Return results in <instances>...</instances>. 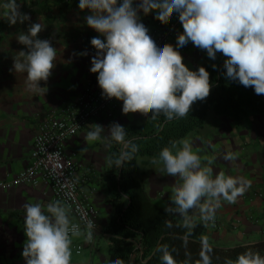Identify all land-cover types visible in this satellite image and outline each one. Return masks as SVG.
<instances>
[{
	"label": "clouds",
	"instance_id": "clouds-1",
	"mask_svg": "<svg viewBox=\"0 0 264 264\" xmlns=\"http://www.w3.org/2000/svg\"><path fill=\"white\" fill-rule=\"evenodd\" d=\"M5 7L10 25L30 21V15L21 11L22 5L17 0H9ZM78 7L90 13L85 23L100 34L90 40L96 49L90 72L98 74L102 98L122 101L125 115L139 112L145 116L151 113L152 119L161 114L169 121L180 119L189 114L195 102L210 95V73L203 66L190 70L178 50L189 42L205 51L211 60L216 59L217 53L222 54L227 79L246 88L253 87L255 94L264 95V0H79ZM153 11L162 24H167L173 13L178 14L183 32L177 35L175 47L170 43L158 47L150 36L140 14L147 16ZM43 30L39 22L30 23L26 32L16 36L27 51L21 50L13 58V69L26 74L25 86L30 92L43 89L40 82H47L56 66V48L49 39L38 38ZM93 126L84 137L86 142L101 139L105 128ZM107 129L110 138L123 145L119 155L109 160L110 165L120 168L133 160L139 147L126 140L127 131L119 123L113 122ZM223 159L235 161L237 155L227 152ZM152 164L162 165L161 170L168 176L179 178L180 182L171 188L170 203L165 204L164 210L168 215L180 216L188 229L197 216L204 222L213 221L221 201L236 203L251 186L243 177L223 172L214 176L211 161L204 163L186 139L179 146L172 142L171 147H164L158 157H153ZM23 207L25 264H71L72 238L83 233L78 224L69 220L68 210L59 201L47 205V215L40 203H26ZM165 223L171 227L170 222ZM86 228V239L91 242L95 223L89 221ZM190 234L189 231L187 235ZM158 251L162 264H177L168 245H161ZM212 251L207 239L202 238L196 264H211ZM110 264L123 262L117 258ZM225 264H264V256L248 250Z\"/></svg>",
	"mask_w": 264,
	"mask_h": 264
},
{
	"label": "crops",
	"instance_id": "crops-1",
	"mask_svg": "<svg viewBox=\"0 0 264 264\" xmlns=\"http://www.w3.org/2000/svg\"><path fill=\"white\" fill-rule=\"evenodd\" d=\"M6 1L9 0H0V17H3L4 24L0 26V181L11 179L28 166L42 118L56 113L63 104L76 99L89 82H98V74L90 72L91 58L96 54L90 40L100 35L86 25L85 17L90 13L79 9V0H17L22 5L21 11L29 14L31 19L16 25L7 21ZM140 15L149 31L164 28L170 22H159L155 19V11L147 16ZM37 22L44 29L38 38L49 39L56 48V66L48 81L40 82L43 89L30 92L25 86L26 74L14 71L13 58L18 56L19 51H27L24 45L17 42L16 36L21 31L26 32L30 23ZM179 33L182 31L177 29L169 42L174 47ZM178 50L185 65L193 71L207 55L191 42ZM84 51H87V56L73 55ZM150 116L151 113L145 116L139 112L125 115L122 109L117 110L112 115L91 119L86 127L67 139L66 152L80 165V193L97 206L101 230L97 233L95 248L88 249L91 253L72 255L71 264H110L112 241L105 226L115 211L114 203L126 198H115L110 189L113 171L109 155L115 141L110 138L107 128L116 122L126 129L145 122ZM214 116L216 119H207L202 128L180 139L178 146L180 141L188 140L204 163L211 161L214 176L223 172L228 176L243 177L251 182V186L236 203L221 201L215 214L216 223L205 226L206 237L210 243L222 247L254 243L264 239V114L248 109L239 120ZM93 124L102 125L104 132L99 141L86 142L84 137L93 129ZM227 152L235 153L237 159L225 161L223 156ZM152 159L139 157L135 177L152 202L164 208L170 203L171 188L180 181L178 177L168 176L162 171V165H153ZM52 194L53 188L45 179L37 185L0 187V264H25L22 251L27 238L23 205L40 203L47 215V205L53 203ZM68 217L71 222L76 220L69 212ZM195 221L202 222L198 216ZM84 239L85 235H81L74 241Z\"/></svg>",
	"mask_w": 264,
	"mask_h": 264
},
{
	"label": "trees",
	"instance_id": "trees-1",
	"mask_svg": "<svg viewBox=\"0 0 264 264\" xmlns=\"http://www.w3.org/2000/svg\"><path fill=\"white\" fill-rule=\"evenodd\" d=\"M3 25V17H0V26ZM224 60L225 57L220 53H217L215 60L206 55L199 67H205L210 73V95L203 101L195 102L186 117L169 121L163 114L156 119L150 116L145 122L126 128V140H132L139 150L133 160L122 167L110 165L113 171L110 189L115 198H126L125 201L114 203L115 211L105 226L112 241L109 248L111 261L119 258L123 264H162V254L158 251L161 245H168L177 264H185L186 260L188 264L199 261L201 240L207 239L205 224L194 221L191 229L185 228L182 219L168 215L164 208L152 202L142 183L135 177V172L139 157H158L164 147H171L172 142H178L202 128L210 113L235 120L241 119L248 109L264 114V95L255 94L253 87L246 88L238 81L227 79ZM213 64L217 66L215 69ZM122 147L115 141L109 160L115 159ZM166 221L171 223V227L166 225ZM189 231L191 234L187 235ZM209 244L213 249L210 253L211 264H225L229 259L235 261L238 255L248 250L264 256V239L230 247Z\"/></svg>",
	"mask_w": 264,
	"mask_h": 264
},
{
	"label": "built area",
	"instance_id": "built-area-1",
	"mask_svg": "<svg viewBox=\"0 0 264 264\" xmlns=\"http://www.w3.org/2000/svg\"><path fill=\"white\" fill-rule=\"evenodd\" d=\"M182 24L178 14H173L166 27L149 31L158 47L169 43L172 35ZM102 90L98 82H89L76 99L63 104L56 113L43 117L41 125L34 137L30 161L27 167L20 170L11 179L1 180L0 187H12L20 184L37 185L40 180H47L52 188V202L59 201L76 220L71 222L80 226L85 239L74 241L72 238V253H81L85 248L94 249L96 236L100 232L99 210L86 196H82L79 163L65 149L67 139L88 125L91 119L103 115H112L122 109V101L115 98H102ZM89 221L95 223L93 239L88 242L86 225ZM205 226L215 224L204 222Z\"/></svg>",
	"mask_w": 264,
	"mask_h": 264
},
{
	"label": "rangeland",
	"instance_id": "rangeland-1",
	"mask_svg": "<svg viewBox=\"0 0 264 264\" xmlns=\"http://www.w3.org/2000/svg\"><path fill=\"white\" fill-rule=\"evenodd\" d=\"M207 119H216V118H215L214 114L210 113V114L208 115ZM75 238H76V237H75ZM85 252H90V251L88 250V248H85L83 252H81V253H79V254H77V253H72V255H74V257H75V256H78V255H82V254H84ZM90 253H91V252H90Z\"/></svg>",
	"mask_w": 264,
	"mask_h": 264
}]
</instances>
